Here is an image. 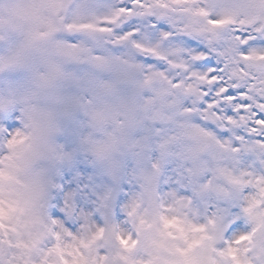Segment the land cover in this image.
<instances>
[{"label": "clouds", "instance_id": "1", "mask_svg": "<svg viewBox=\"0 0 264 264\" xmlns=\"http://www.w3.org/2000/svg\"><path fill=\"white\" fill-rule=\"evenodd\" d=\"M0 264H264V0H0Z\"/></svg>", "mask_w": 264, "mask_h": 264}]
</instances>
